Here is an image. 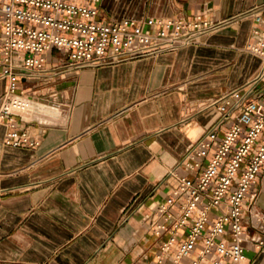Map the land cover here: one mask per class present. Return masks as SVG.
Instances as JSON below:
<instances>
[{
  "label": "crops",
  "instance_id": "crops-1",
  "mask_svg": "<svg viewBox=\"0 0 264 264\" xmlns=\"http://www.w3.org/2000/svg\"><path fill=\"white\" fill-rule=\"evenodd\" d=\"M262 2L102 0L98 18L222 20ZM253 25L237 19L203 44L94 66L68 68L51 48L42 70L18 86L46 104L20 122L38 144L6 146L0 122V264H171L157 260L167 234L152 231L155 213L178 177L196 176L212 154L185 168L187 152L216 121L212 100L242 86L251 98L264 94L261 60L247 50ZM261 171L254 203L244 204L243 264H264Z\"/></svg>",
  "mask_w": 264,
  "mask_h": 264
},
{
  "label": "built area",
  "instance_id": "built-area-1",
  "mask_svg": "<svg viewBox=\"0 0 264 264\" xmlns=\"http://www.w3.org/2000/svg\"><path fill=\"white\" fill-rule=\"evenodd\" d=\"M101 1L0 0V65L7 81L0 122L7 128L6 146L38 144L20 122L46 104L20 93L18 86L21 79L42 70L51 48L60 52L68 68L109 64L203 44L212 32L249 18L254 25L247 50L260 58L258 74L264 76V2L222 20L194 15L190 20L135 21L99 19ZM250 92L242 86L212 100L216 121L187 152L185 168H198L197 158L211 148L212 154L196 176L178 177V184L157 206L152 231L156 236L167 234L160 241L158 261L181 264L195 253L192 264H243L244 204L249 201L250 209L254 203L252 185L264 168V94L251 98ZM226 121V131L219 133Z\"/></svg>",
  "mask_w": 264,
  "mask_h": 264
}]
</instances>
